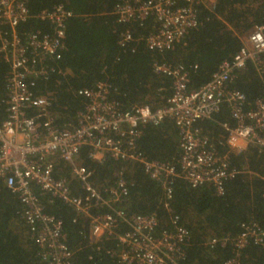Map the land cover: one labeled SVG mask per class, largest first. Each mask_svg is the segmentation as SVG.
Here are the masks:
<instances>
[{"label": "built area", "instance_id": "built-area-1", "mask_svg": "<svg viewBox=\"0 0 264 264\" xmlns=\"http://www.w3.org/2000/svg\"><path fill=\"white\" fill-rule=\"evenodd\" d=\"M198 2L209 8L215 0H120L114 7L118 22H139L155 18L158 26L145 38L148 49L161 51L178 45L188 31L198 26ZM25 0H0V55L9 64L5 94L0 99V180L16 194L22 216L46 264H72V251L66 243L62 219L46 211L42 196L51 204L59 200L90 221L92 239L116 233L117 248L112 252L120 264H181L182 245L189 231L170 216V227L158 230L154 213H127L121 206L128 194L122 170L114 172L115 182L103 188L91 180L92 171L78 163L83 147L89 157L136 162L144 173L158 181L169 200L176 177L191 187L211 184L223 193L224 182L238 172L228 153L221 154L197 125L211 119L222 104H227L235 124L226 123V144L239 153L249 145L264 149V95L248 106L246 97L232 87L236 72L248 63L254 65L264 82V23L254 25L241 36V47L223 60L211 79L197 90H188V72L183 65L154 63V71L172 79V92L159 108L147 104L124 106L114 99L115 89L99 81L92 87H80L76 94L82 108L66 120L56 117L51 92L42 93L39 82L59 72L58 61L66 50V27L73 12L62 4L43 9L38 17L48 22L43 31H19L27 18ZM130 32L120 36L124 46ZM169 119L178 133V165L169 160H152L138 146L147 125ZM69 165L68 173H59L60 163ZM80 183L77 194L71 180ZM264 196V188H263ZM167 205V201L165 203ZM128 230L117 233L120 225ZM250 241L264 243V228L256 222L243 224L236 237L211 239L214 246L230 244L235 255L227 264H238L240 250Z\"/></svg>", "mask_w": 264, "mask_h": 264}, {"label": "trees", "instance_id": "trees-1", "mask_svg": "<svg viewBox=\"0 0 264 264\" xmlns=\"http://www.w3.org/2000/svg\"><path fill=\"white\" fill-rule=\"evenodd\" d=\"M27 18L19 31L48 28V22L38 15L43 9L62 4L73 12L66 27V50L58 61L59 72L47 81L39 82L42 93L51 92L53 110L61 120L70 119L82 108L83 99L76 94L80 87H92L102 81L115 89L114 99L128 107L147 104L159 108L172 92V79L154 71V63L183 65L188 72V90H197L207 83L220 63L231 59L241 47V36L254 25L264 23V0H215L209 8L198 2V26L192 28L176 46L150 50L145 38L157 26L155 18L139 22H118L114 7L120 0H25ZM130 32L131 40L119 45L121 35ZM9 64L0 55V99L5 94ZM232 87L246 97L250 106L264 95V82L253 64L236 72ZM226 123L235 124L227 104H222L211 119L197 125L211 144L221 153H228L232 167L238 172L224 182L223 193L216 192L208 183L191 187L176 177L169 200L160 182L144 173L136 162L103 160L89 157V148L83 147L77 162L92 171L91 180L100 189L115 182L114 172L122 170L128 194L120 206L129 214L154 213L158 230L170 227V216H178V223L189 231L182 245L181 264H227L235 255L228 243L209 246L213 238L236 237L243 224L256 222L264 228V149L249 145L236 153L226 144ZM178 133L173 122L164 119L157 125H147L138 140V146L152 160H169L178 165ZM59 173H68L69 165L60 162ZM72 190L78 193L80 183L71 180ZM42 196L46 211L62 219L66 243L72 251V264H120L112 253L117 248V234L100 239L90 237V221L73 207L56 200L49 204ZM167 201V205H165ZM23 207L15 193L0 180V264H46L38 254L22 216ZM117 233L128 230L120 225ZM238 264H264V243L250 241L240 250Z\"/></svg>", "mask_w": 264, "mask_h": 264}]
</instances>
